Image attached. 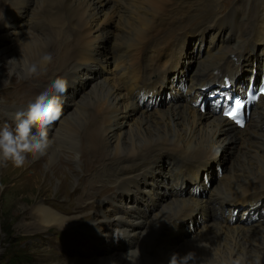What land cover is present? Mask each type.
I'll use <instances>...</instances> for the list:
<instances>
[{
  "label": "bare ground",
  "instance_id": "bare-ground-1",
  "mask_svg": "<svg viewBox=\"0 0 264 264\" xmlns=\"http://www.w3.org/2000/svg\"><path fill=\"white\" fill-rule=\"evenodd\" d=\"M225 1L0 0V86L14 78V98L25 102L58 76L69 82L46 153L22 168L7 164L10 190L27 194L55 177L61 193L76 187L70 204L33 203L27 227L106 230L104 252L77 264H130L136 249V264H168L189 250L203 264L230 247L264 252V96L242 127L197 104L207 83L229 77L233 93L264 79V0ZM45 53L46 71L16 80L14 68ZM243 56L244 76L234 77ZM230 146L227 163L205 164ZM47 165L51 175L39 179ZM109 189L121 194L103 196ZM107 200L110 212L79 224Z\"/></svg>",
  "mask_w": 264,
  "mask_h": 264
},
{
  "label": "rangeland",
  "instance_id": "rangeland-1",
  "mask_svg": "<svg viewBox=\"0 0 264 264\" xmlns=\"http://www.w3.org/2000/svg\"><path fill=\"white\" fill-rule=\"evenodd\" d=\"M232 2L233 0H226L224 6L227 7L231 5ZM186 30L187 31H184L181 34L183 40H186L193 33V29L188 28ZM206 31L209 32L211 30L208 29ZM207 41L208 37H206L205 46L207 45ZM196 52L197 51L194 53L196 54ZM56 54L57 53L54 52L55 56ZM244 57L245 56L241 57L236 63L234 77L238 78L241 74H243L242 77L244 76V69L247 66L246 58ZM6 67L7 68L4 66L5 72L9 70V66L7 65ZM168 68L170 69V67ZM248 73L250 75L251 71ZM14 80L15 79L13 78L11 84H6L5 87L0 86V126H3L4 124L14 126L12 118L6 115L9 113L5 109L8 105H13L16 102L18 106L23 105L21 107L26 108L30 102H24V100L21 99L18 101L15 100L14 91L17 82H14ZM245 81L247 82V79H245ZM199 91L201 94L200 89ZM16 93L18 96L19 94L21 95V92ZM203 110L204 109H201V111ZM80 141L82 143L84 138ZM233 151L234 149L230 146L229 149H227V151L219 158L213 156L208 157L209 159L206 160L205 164H212L216 161H223L224 163H227L233 156ZM32 161L34 162L36 159H31L30 163H32ZM64 161L65 160H61L60 156H58V159L57 157L55 159V163H63L66 165L67 169H71L72 173L74 172L73 170H75V174L80 172L77 163ZM7 167L8 165L0 167V264H77V261L89 262L104 252L106 246L104 232H106V230L100 229L102 236H97L96 234L98 233L85 231L83 229H75L70 232H60L56 227H51L49 230L45 231L35 230L34 227L28 228V223L33 221L32 216L28 215V210L33 203L42 199L46 205L51 207L54 204H70L72 202V192L76 187H73V189L68 188L67 191L65 190L64 193H61L60 189L63 186L61 184L62 181L61 179H57L55 177L52 179L51 183H42V180H40L38 187L35 188L33 192L28 191L27 194L25 193L26 195L24 193L22 194V191L19 190L21 189V186H18V190L13 193L12 190H10V187L14 183V180L11 179L10 173H8L10 171ZM50 171L51 166H43V173L40 174L39 179H43L46 173L51 175ZM98 186L99 185H96L94 188H101ZM40 192H42V194H40ZM36 194H40V196L36 198ZM116 194L119 196L121 193L118 191L116 192L115 189H109V191H107L103 196L113 197L116 196ZM21 196H25L26 198H23V200ZM124 196L125 201L129 200L130 202H133L132 194L129 197L128 195ZM237 198H234V204H238L243 201ZM112 207L113 206L109 200L103 201L96 207L87 219L85 218L84 221L81 220L79 224H83V227H87L91 224L89 223L91 220H95L98 215H100L98 212L108 213L111 211ZM65 213H68V211H65Z\"/></svg>",
  "mask_w": 264,
  "mask_h": 264
},
{
  "label": "clouds",
  "instance_id": "clouds-1",
  "mask_svg": "<svg viewBox=\"0 0 264 264\" xmlns=\"http://www.w3.org/2000/svg\"><path fill=\"white\" fill-rule=\"evenodd\" d=\"M51 61L50 53L42 54L36 62L25 59L22 65L12 70V74L19 80H28L46 71ZM68 86L66 76L56 77L39 91L23 111L13 115L14 126L9 124L0 126V166L11 164L15 168H22L26 163L31 162V158L46 153L52 143L49 138V128L62 115L63 96ZM205 89L204 85L202 91L204 92ZM139 255L138 249L129 250L126 258L129 259L130 264H136ZM168 264H203V262L194 250H189L184 254L172 252ZM208 264H264V252L249 253L247 250L238 251L235 247H230L226 253L222 252L213 257Z\"/></svg>",
  "mask_w": 264,
  "mask_h": 264
},
{
  "label": "snow or ice",
  "instance_id": "snow-or-ice-1",
  "mask_svg": "<svg viewBox=\"0 0 264 264\" xmlns=\"http://www.w3.org/2000/svg\"><path fill=\"white\" fill-rule=\"evenodd\" d=\"M260 95H264V87H262L260 89ZM252 99H257V96L253 95ZM240 107H241V102L239 100H237L235 102V108H232L229 111H225L224 115H225V117L232 119V120L236 121L237 123L241 124V126H243L241 121L237 120L238 110Z\"/></svg>",
  "mask_w": 264,
  "mask_h": 264
},
{
  "label": "water",
  "instance_id": "water-1",
  "mask_svg": "<svg viewBox=\"0 0 264 264\" xmlns=\"http://www.w3.org/2000/svg\"><path fill=\"white\" fill-rule=\"evenodd\" d=\"M234 74H235V72H234ZM227 81H228V82H231L232 80L228 77V78H227ZM211 86H212V84H210V85H208V84L205 85L206 88H209V87H211Z\"/></svg>",
  "mask_w": 264,
  "mask_h": 264
}]
</instances>
